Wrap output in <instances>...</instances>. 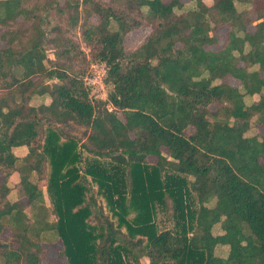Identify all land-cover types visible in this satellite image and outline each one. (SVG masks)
Returning a JSON list of instances; mask_svg holds the SVG:
<instances>
[{
    "label": "trees",
    "instance_id": "obj_1",
    "mask_svg": "<svg viewBox=\"0 0 264 264\" xmlns=\"http://www.w3.org/2000/svg\"><path fill=\"white\" fill-rule=\"evenodd\" d=\"M235 1L0 0V236L13 232L12 243L0 240V264H41L45 232L61 240L65 264H264V0ZM80 2L84 42L107 66V100H90L66 71L82 53L63 33ZM65 14L68 25L58 24ZM142 25L147 34L127 52L125 36ZM252 119L263 132L247 134ZM46 163L55 220L38 185ZM87 176L115 225L87 196ZM166 198L173 226L159 230Z\"/></svg>",
    "mask_w": 264,
    "mask_h": 264
},
{
    "label": "rangeland",
    "instance_id": "obj_2",
    "mask_svg": "<svg viewBox=\"0 0 264 264\" xmlns=\"http://www.w3.org/2000/svg\"><path fill=\"white\" fill-rule=\"evenodd\" d=\"M100 2H108V0H99ZM167 1V0H164ZM183 3L185 4H190L192 3L193 0H182ZM206 3H210L211 0H204ZM64 0H60V4H63ZM79 2V0H78ZM237 8L238 9H242L244 8L243 3L239 2V1H235ZM84 14V9L81 6V2L79 5V10H78V23L77 25L72 28V29H68L67 27H64L63 33L65 35H70L71 38L79 45V50H81L82 53H80L79 51H74L73 55L74 57L72 59H69L68 64H67V69L66 71H68L70 74H72L73 76H76L78 78V80H80L82 87L85 89L87 96L90 100L92 101H96V100H107V96L108 93L111 91L112 86L109 82L106 81V77H107V66L105 65L104 62L100 61L97 57L93 56V51L89 46L86 45V43L84 42V38H83V34L81 32V22H82V17ZM44 16V15H43ZM50 20L51 22H54V19L52 17V14H50ZM64 18H62L63 20L58 22L62 23L63 26H67L68 22L66 20L67 15H63ZM99 20V17L97 15H91L88 19L89 24H95L97 23ZM46 22V20H45ZM112 26H115V23H112ZM44 28H46V25H44ZM249 30H253L254 26L253 24H251L248 27ZM149 30V27L147 25H142L139 28H136L132 31H130L126 36H125V40H124V48L127 52L132 51L135 47H137L142 41L144 36L147 34ZM225 30L226 28L222 27L220 30L217 31V35L219 37V44L211 46L212 49H217L220 46V43L223 42L224 38H225ZM1 45H6L4 42L1 43ZM44 54L45 57L49 60V59H54V50L52 49V45L51 44H44ZM60 60H63L62 58ZM51 61H46V65L48 67H52V64L50 63ZM35 77V76H34ZM33 77V78H34ZM224 80H226L227 82H229L231 85H237L238 81L234 78H232L231 76H227L226 78H224ZM46 83L52 84L53 82H58L57 79L53 78H46L45 79ZM258 96L257 95H253V97L250 99H247V102H251L252 100L257 101ZM46 102H49V99H45ZM32 104L35 103H40V100L36 99L35 101H31ZM109 109H112V105L109 104L108 105ZM210 108L213 109L214 106L210 105ZM48 125H50L49 123L44 124L43 129H42V135L40 136V141H42V138L45 134L46 128L48 127ZM58 125L66 134H70V135H75L76 137H80V132L79 129H77V127H75L76 125H73V127H67L66 125H62V124H56ZM50 126H53V124H51ZM185 134H189L191 132V127H188L187 129H185ZM256 132H263V130L257 125L255 124L254 119H252L251 121V128L249 129V131L247 132V134H254ZM81 139V138H80ZM164 152H167L166 149H162ZM17 154H20L21 152L18 150H16ZM80 152L82 154V158L88 159L89 157H91L92 155L89 154L88 152H86L85 150L80 149ZM90 159V158H89ZM156 160V157L153 156H148L147 157V163L149 164H153ZM105 161L109 162V159L106 158ZM17 172H14L10 177H9V181L14 183L19 180V176L17 175ZM48 174H49V165L46 163L45 167H44V175L42 177V179H40V181H38V185L41 188L42 194H43V201L44 204L47 206L48 208V214H49V218L51 220H55L56 216L55 213L53 211V205L50 199L49 194L47 193L46 190V184H47V179H48ZM1 173H0V179H1ZM38 175L33 174L31 175V179L33 181L37 180ZM188 178V180H192L191 176H186ZM88 193L87 196H91L94 198L95 204L98 207H102V210L104 213L107 214L108 218H110L113 222V224H116V219L111 217V213L108 210V207L105 204V200L102 198L101 195H98L96 193V184L90 182V178L89 176H87V182H86ZM18 189V187H17ZM12 191L8 197L10 198V200H14L17 198V195H19V191L18 190ZM171 209V201L169 200V198H166V208H164L163 205H158L157 206V213L155 215V222L157 225V228L159 230L161 229H170L173 226V223L171 222V219H168V217H170V210ZM26 213L27 215H31L29 209H26ZM87 221L89 223H94L96 221H98L97 218V211L93 209L91 215L89 216V218L87 219ZM123 231H125V228L122 227L121 228ZM215 231V230H214ZM12 229L9 228L8 226L4 227L1 231V236H0V240H2L3 242H8L9 244L12 243ZM35 238V237H34ZM42 243L41 245L44 247L45 251L44 254L42 256V261L41 264H65L66 263V259L64 256L60 255V250L62 249V242L59 239V237H57L56 234L51 233V232H45L42 235ZM17 244L14 243L13 246L15 247ZM141 262L143 264H147L148 263V258L146 256H144L141 259Z\"/></svg>",
    "mask_w": 264,
    "mask_h": 264
},
{
    "label": "crops",
    "instance_id": "obj_3",
    "mask_svg": "<svg viewBox=\"0 0 264 264\" xmlns=\"http://www.w3.org/2000/svg\"><path fill=\"white\" fill-rule=\"evenodd\" d=\"M182 1V0H181ZM16 150L18 151H20L21 153L20 154H17V152H16ZM13 153L15 154V155H17V156H23L25 153H26V151H27V149H26V147H24V146H22V147H15V148H13ZM18 175V174H17ZM19 176V175H18ZM18 182V181H17ZM14 183H16V182H14Z\"/></svg>",
    "mask_w": 264,
    "mask_h": 264
}]
</instances>
